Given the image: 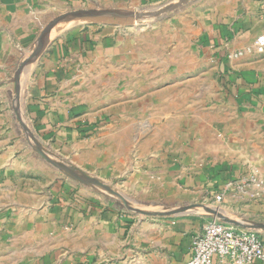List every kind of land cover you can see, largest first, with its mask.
<instances>
[{"label":"crops","instance_id":"obj_1","mask_svg":"<svg viewBox=\"0 0 264 264\" xmlns=\"http://www.w3.org/2000/svg\"><path fill=\"white\" fill-rule=\"evenodd\" d=\"M209 1L198 20L202 51L206 59L217 57L225 73V53L264 32V0ZM180 5L182 0H0V264H184L192 238L212 217L251 227L264 241V197L215 200L229 179L253 172L264 178V67L253 59L228 75V98L215 122L205 115L191 119L189 134H199L198 141L164 169L162 177L171 182L162 180L161 192L145 206L133 205L115 187V175L99 159V138L74 134L72 107L80 101L67 87L78 74L76 64L93 62V56L112 62L120 46L124 59L131 56L134 37L122 40L116 28L138 27L139 20L119 11L147 16L145 25L162 15L172 24ZM44 32L50 41L26 73ZM63 124L73 132L44 133ZM55 137L59 150L78 149L79 157L72 162L56 154L61 161L52 167L60 176L51 178L46 168L45 174L40 166L34 172L25 155L44 158Z\"/></svg>","mask_w":264,"mask_h":264},{"label":"rangeland","instance_id":"obj_2","mask_svg":"<svg viewBox=\"0 0 264 264\" xmlns=\"http://www.w3.org/2000/svg\"><path fill=\"white\" fill-rule=\"evenodd\" d=\"M207 1H183L172 24L162 15L145 25L148 17L142 14L138 27L116 28L122 40L128 33L134 37H130L129 59L123 58L122 46L112 62L94 56L93 62L83 59V63L76 64L78 74L67 87L75 90L80 101L72 107L76 117L70 121L78 125L74 134H92V138L95 134L99 138L103 146L100 161L109 166L115 175V187L133 205L145 206L161 192L162 180L166 185L171 182L172 177H162L167 174L164 169L181 161L186 150L198 141L199 134H189L191 119L205 115L216 121L222 108L219 106L228 98L225 85L230 83L228 75L235 66L249 58L264 67V53L234 60L224 56L229 66L225 73L217 57L206 59L198 20L205 13ZM69 129L63 124L55 130L51 126L44 133L71 134ZM47 143L51 151H45L44 158L36 153L25 156L32 158L34 172L40 166L43 174L49 170L54 178L60 176L52 167V163L61 161L56 154L76 162L79 150L64 153L58 149L56 137L55 142ZM65 165L70 170L68 163Z\"/></svg>","mask_w":264,"mask_h":264},{"label":"built area","instance_id":"obj_3","mask_svg":"<svg viewBox=\"0 0 264 264\" xmlns=\"http://www.w3.org/2000/svg\"><path fill=\"white\" fill-rule=\"evenodd\" d=\"M254 53H264V32L252 43L228 50L225 56L234 60ZM227 195L263 198L264 178L253 172L229 179L215 194V200L221 202ZM227 259L233 264H264V241L255 230L209 218L202 231L192 238L184 264H215L216 260Z\"/></svg>","mask_w":264,"mask_h":264},{"label":"water","instance_id":"obj_4","mask_svg":"<svg viewBox=\"0 0 264 264\" xmlns=\"http://www.w3.org/2000/svg\"><path fill=\"white\" fill-rule=\"evenodd\" d=\"M183 1H185V0H182V2ZM119 15L121 17L131 18V19L135 20L136 17L138 18L140 14L139 13H136L134 11H126V12L119 11ZM51 29L53 30L54 27L51 28ZM50 36H51V34H48V33L44 32L36 40L35 48H34V50L32 52V55L29 57V59L27 60V62L24 65V68H25L26 73L28 72V69H29L30 65L35 60V58L38 55V53H40L42 50H44L46 48L47 44L50 41ZM214 214H216V213H214ZM232 225L237 226V227H245V228H248V229H252L251 227H248L246 225H242V226H238V225H235V224H232ZM260 227L264 229V224L261 225Z\"/></svg>","mask_w":264,"mask_h":264}]
</instances>
